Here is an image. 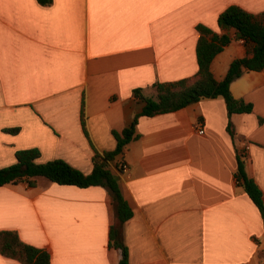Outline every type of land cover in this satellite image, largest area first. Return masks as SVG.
Wrapping results in <instances>:
<instances>
[{"label": "crops", "instance_id": "crops-1", "mask_svg": "<svg viewBox=\"0 0 264 264\" xmlns=\"http://www.w3.org/2000/svg\"><path fill=\"white\" fill-rule=\"evenodd\" d=\"M233 6L264 14V0H0V169L37 149L39 163L90 174L142 113L140 96L155 100V84L197 73L198 25L232 38L211 62L216 81L247 56L236 31L217 24ZM230 92L251 113L229 118L219 97L139 117L137 138L107 162L132 211L122 227L128 264H264L263 219L236 180L247 147L244 171L264 204V69L245 71ZM114 222L102 187L42 177L0 187V231L48 252L51 264H119ZM0 264L21 263L0 254Z\"/></svg>", "mask_w": 264, "mask_h": 264}, {"label": "trees", "instance_id": "trees-1", "mask_svg": "<svg viewBox=\"0 0 264 264\" xmlns=\"http://www.w3.org/2000/svg\"><path fill=\"white\" fill-rule=\"evenodd\" d=\"M37 2L41 5H49L51 0H37ZM217 24L221 30L234 29L235 39L243 41L245 46L250 47L246 57L231 63L222 81L218 82L213 78L210 65L214 57L231 43L232 38L228 34L216 35L206 27L198 25L196 30L200 36L196 45L197 73L177 82L155 84V100L143 98L137 91L136 96H140L145 104L142 113L135 116L130 127L120 135L115 134L117 143L114 151L105 153L103 157L93 158L90 174H84L63 160L39 163L41 154L37 149L19 150L15 152V163L0 169V187L23 181L33 185L35 178L42 177L60 186L106 189L113 200L115 213V222L109 230V247L121 251L119 264H128V252L122 239V227L132 217V211L121 194L117 179L109 171L107 162L114 161L123 152V148L137 138L135 126L138 118L172 113L202 99L219 97L225 102L229 118L233 114H248L252 111L251 104H246L232 96L230 85L245 71L258 72L264 69V14L255 16L233 6L218 16ZM227 129L232 134L230 122ZM7 132L16 134L18 129H9ZM121 165L120 171H122ZM236 180L259 210L264 223L262 193L254 181L247 178L240 155ZM0 254L17 260L21 264H51L48 252L25 244L13 231H0Z\"/></svg>", "mask_w": 264, "mask_h": 264}, {"label": "built area", "instance_id": "built-area-1", "mask_svg": "<svg viewBox=\"0 0 264 264\" xmlns=\"http://www.w3.org/2000/svg\"><path fill=\"white\" fill-rule=\"evenodd\" d=\"M195 128H196V130H197L199 135H203L204 134L203 126H202V124L200 122H197L195 124ZM247 149H248L247 147L244 148V150L241 152V155H240L241 157L246 155ZM121 167H122V172H124V173L128 172L129 169H128V167L125 164H122Z\"/></svg>", "mask_w": 264, "mask_h": 264}, {"label": "rangeland", "instance_id": "rangeland-1", "mask_svg": "<svg viewBox=\"0 0 264 264\" xmlns=\"http://www.w3.org/2000/svg\"><path fill=\"white\" fill-rule=\"evenodd\" d=\"M14 164V163H13ZM10 166V165H9Z\"/></svg>", "mask_w": 264, "mask_h": 264}]
</instances>
